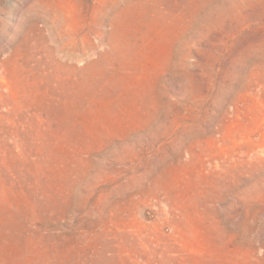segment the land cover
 <instances>
[{"label":"rangeland","instance_id":"rangeland-1","mask_svg":"<svg viewBox=\"0 0 264 264\" xmlns=\"http://www.w3.org/2000/svg\"><path fill=\"white\" fill-rule=\"evenodd\" d=\"M0 264H264V0H0Z\"/></svg>","mask_w":264,"mask_h":264}]
</instances>
